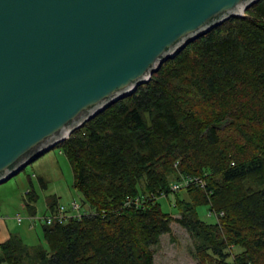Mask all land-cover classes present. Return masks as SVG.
Here are the masks:
<instances>
[{"label":"trees","instance_id":"1","mask_svg":"<svg viewBox=\"0 0 264 264\" xmlns=\"http://www.w3.org/2000/svg\"><path fill=\"white\" fill-rule=\"evenodd\" d=\"M56 148L89 212L42 225L45 246L10 235L0 264H155L151 248L172 222L191 237L194 264H264V0L187 45ZM189 178L204 186L171 190ZM171 193L176 218L158 201ZM36 201L28 190L30 215ZM201 204L216 224L196 217ZM57 205L48 198V212Z\"/></svg>","mask_w":264,"mask_h":264},{"label":"water","instance_id":"2","mask_svg":"<svg viewBox=\"0 0 264 264\" xmlns=\"http://www.w3.org/2000/svg\"><path fill=\"white\" fill-rule=\"evenodd\" d=\"M260 0H0V185Z\"/></svg>","mask_w":264,"mask_h":264},{"label":"rangeland","instance_id":"3","mask_svg":"<svg viewBox=\"0 0 264 264\" xmlns=\"http://www.w3.org/2000/svg\"><path fill=\"white\" fill-rule=\"evenodd\" d=\"M40 180L45 183V188L39 184ZM31 189L37 196L34 214L37 218H43L49 214L46 202L51 196L55 197L58 205L64 207L67 213L71 211L72 202L80 205L81 214L89 212V207L82 204L81 193L73 188L72 168L59 148L45 153L16 176L0 185V218L10 224L14 221L16 214H20L23 218L29 216L23 200L26 192ZM178 198L180 201L187 200L185 193L178 194ZM158 201L163 213L175 218L179 217V210L174 207L175 196L173 193L168 197L162 196ZM194 211L196 217L201 221L212 225L217 223V218L213 213H210L208 204L197 205ZM23 222L26 223V220ZM41 224L43 225V223ZM170 228L171 232L162 235L158 244L151 248L154 252L155 264H194L195 261L191 256L193 251L191 237L175 222L170 224ZM25 243L28 246L39 244L45 246L43 241L35 243L33 239L25 241ZM239 252L240 248L233 247V253ZM226 262L231 264V257Z\"/></svg>","mask_w":264,"mask_h":264},{"label":"built area","instance_id":"4","mask_svg":"<svg viewBox=\"0 0 264 264\" xmlns=\"http://www.w3.org/2000/svg\"><path fill=\"white\" fill-rule=\"evenodd\" d=\"M191 184H197V185H200L201 187L204 186V183L202 181H200L198 179H190L189 178V179H183L179 182L172 184L171 190L172 191H179L181 189L187 188ZM210 213H213V212H210ZM81 215L82 214L80 213V205H78L75 202H72L70 213H67V211L64 207L57 205L51 212H49L48 215H45L43 218H37V217H35V215H30V216L23 218L20 214H16L14 216V220L17 223H22L23 220L27 219L31 222V224L43 223V225L44 224L45 225H51L54 222L61 224V223L66 222V220L71 218V217L79 218V217H81Z\"/></svg>","mask_w":264,"mask_h":264},{"label":"crops","instance_id":"5","mask_svg":"<svg viewBox=\"0 0 264 264\" xmlns=\"http://www.w3.org/2000/svg\"><path fill=\"white\" fill-rule=\"evenodd\" d=\"M25 220H26V223L24 222L17 223L14 220L13 222H10L9 224V223H6L5 219L3 218L0 219V244L5 242L10 237V235H17L19 238L22 239L24 243L25 241H28V240L30 241V239H33L35 243L36 242L41 243L43 241L42 224L40 223L31 224L29 220L27 219Z\"/></svg>","mask_w":264,"mask_h":264}]
</instances>
